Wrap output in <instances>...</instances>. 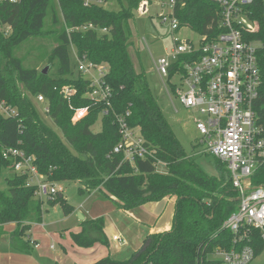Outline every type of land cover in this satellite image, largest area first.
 <instances>
[{
    "label": "trees",
    "instance_id": "16d2710c",
    "mask_svg": "<svg viewBox=\"0 0 264 264\" xmlns=\"http://www.w3.org/2000/svg\"><path fill=\"white\" fill-rule=\"evenodd\" d=\"M126 1L127 5L116 11L105 5L85 6L84 0H21L18 3L0 0V102L16 110L15 115L8 117L0 113V176L3 168L12 170V160L3 157V149L19 147L36 157L39 172L48 180L78 181L81 193L99 191L121 209L130 210L165 197L176 198L170 230L147 235L142 246L128 259L106 256L93 264H220L212 259L216 250H230L235 246L234 234L224 223L238 208L239 192L226 162L215 157L218 174H207L177 137L149 85L139 50H131L134 46L132 21L141 0ZM184 1V8L176 12L181 27L187 26L212 39L223 31L218 4L209 0ZM250 9L259 23L258 30L248 39L259 44L257 57L262 86L255 108L264 122V5L256 0ZM48 18L54 29L46 30ZM90 22L108 31L67 32V27ZM44 33H51L56 42L50 49L48 63L51 68L56 66V73L50 69L45 74V67L41 71L26 67L23 59L14 53L15 48L31 37ZM72 44L91 60L108 64L106 80L113 90L111 105L92 103L84 96L87 82L75 70ZM66 84L78 86V94L73 99L75 107L89 105L88 114L77 123H73V110L60 89H55ZM38 93L48 99L49 116L62 135L41 117L32 100ZM127 110L131 112L129 123L141 128L147 144L167 162L168 174L157 173L152 160L140 159L132 166L123 160L122 153L112 152L120 141L116 115ZM99 121L100 129L97 128ZM251 181L254 185H264V163L255 170ZM7 183V189L0 188V244L8 234L4 226L14 222L16 227L9 233L14 247L32 253L35 243L25 236L33 222L42 221L44 201L36 195V186L27 185L25 175L12 171ZM47 202L59 203L66 216L76 210L64 194ZM81 225L82 231L71 233L76 245H109L103 216L86 218ZM249 243L255 256L264 250L260 229L251 231Z\"/></svg>",
    "mask_w": 264,
    "mask_h": 264
},
{
    "label": "built area",
    "instance_id": "2783aa9c",
    "mask_svg": "<svg viewBox=\"0 0 264 264\" xmlns=\"http://www.w3.org/2000/svg\"><path fill=\"white\" fill-rule=\"evenodd\" d=\"M7 1V0H5ZM18 3L21 0H8ZM58 1V0H57ZM218 4L222 11L223 31L215 38L202 35L198 44L187 39L174 37L171 48L156 60V69L166 78V91L176 112V102L192 113L196 129L200 133L203 152L227 163L233 178V185L239 192V204L225 221L224 227L234 234V247L230 250L217 249L212 259L220 264H249L255 257L251 241V231L260 229L264 238V185H254L251 177L264 163V122L255 108L260 96L262 75L258 64V42L249 40L259 23L252 17L250 6L256 0H209ZM264 5V0H259ZM107 0H84L85 6L105 5ZM163 6L169 13L160 15L163 24H168L175 32L180 30L176 12L184 8V0H164ZM148 0H142L139 10L147 11ZM100 29L94 23L67 27V32ZM146 42V41H145ZM76 72L87 82L84 96L92 103L111 105L112 87L106 80L109 71L107 63H97L87 53L78 52L71 45ZM178 82H171L173 77ZM60 93L73 110L72 121L77 123L89 112V105L75 107L73 99L78 94V86L63 85ZM43 104V113L50 114V103L43 93L34 96ZM0 113L13 116L16 110L5 102H0ZM130 110L116 115L120 141L113 153H122L123 160L132 166L137 160H152L156 172L168 174L166 161L157 156V150L147 144L139 126H132L128 117ZM3 157L12 160L13 172L27 176V185L36 186V195L44 201L54 200L64 194L61 182L48 180L39 172L36 157L19 147L3 149ZM113 239L125 244L120 235ZM249 240V242H248ZM248 242V243H247ZM35 246L37 247V242Z\"/></svg>",
    "mask_w": 264,
    "mask_h": 264
},
{
    "label": "rangeland",
    "instance_id": "374dc122",
    "mask_svg": "<svg viewBox=\"0 0 264 264\" xmlns=\"http://www.w3.org/2000/svg\"><path fill=\"white\" fill-rule=\"evenodd\" d=\"M122 5L126 6L127 1L123 0V3L121 4L118 0H109L108 3L105 4V7L117 11L121 9ZM168 11V8L166 6H163L161 1L159 0H154L152 3H149L147 11H141L139 9L135 10V18L132 21V40L134 41V46H132L131 50L133 52L135 49L139 50V57L146 71L149 85L154 94L157 96L167 120L172 125L186 152L189 155L194 156L197 163L207 174L217 175L218 170L215 165L216 158L213 155L203 152V146L199 142L200 133L194 125L192 113L184 108L178 101L176 102V104L179 108V111H175L172 105V101L165 89L167 80L166 78L161 77L156 69V60L166 53V49L172 47L174 37L183 40L189 39L195 44H198L201 39L199 33L195 32L187 26H184L180 30L174 32L168 24H163L160 19V15L169 13ZM52 28L54 29L50 18H48L46 30H51ZM55 45L56 42L54 41V36H52L51 33H44L31 37L19 47L15 48L14 53L16 56L23 59L26 67H34L41 71L44 67L49 65L48 63L50 60V49ZM135 57L136 56L134 54V58ZM51 72H57L56 66H53L51 68ZM178 81L179 78L177 76L171 79V82ZM19 85L24 90H26V93L28 95L31 94L30 90H28L27 87L23 86L22 84ZM32 100L45 122L54 130H56L60 135H62L61 129L54 122L52 117L43 113V104L41 102H38L33 96ZM97 128H101V121H99V123L97 124ZM11 173L12 170L3 168L0 176L1 189L5 190L8 188L7 178ZM61 183L65 188L64 196L67 197L69 203L79 208V210H81V212L86 215L87 219L92 217L94 214L101 213L105 220L106 226H108L111 230L110 232H108L110 235V240L113 233H116L117 235L122 236L127 243L132 244L134 247H139L140 240L138 239L140 238L138 236V230L134 228V226H128L127 231H124V229L122 228H115L116 226L114 225V222L121 221L118 213H123V210L116 207L113 200L103 196L98 191L97 194L93 198H90L88 201L90 193H81L79 191L80 182L69 180L63 181ZM170 198L175 197L171 196ZM157 202L158 203H156V205L152 207L153 210L149 206H143V209L149 214H154L158 217H161L160 220L163 222L167 217H171V221L173 222V216L170 213L173 206H170L169 204L171 202L168 203L167 198H163ZM84 203V207H80V205ZM43 206L44 211L42 221L33 222L32 227L27 232L25 238L31 236L33 239H37L41 245L39 251L41 249L47 248V250H50V252L53 254L63 252V245H65L67 241L70 242L71 240V232L78 230V213L75 214L72 219L67 221L66 215L59 203L50 204L47 202V198H44ZM126 213L128 217L133 216V214L129 212ZM121 224H127L126 220L123 219V221H121ZM10 225L11 224L8 223L4 226L6 232L8 233L4 236L3 241L1 242L2 249L4 251H6L7 244L9 243L8 241L11 239L9 235L10 231H12ZM144 225L147 224L144 222ZM65 227H68L69 229L63 231L60 230ZM135 238H137V240ZM115 243L118 244L116 241ZM113 244L114 241L112 242V245ZM103 247L105 248V250H108L105 244L103 245ZM36 252V250H33L32 253L36 254ZM0 264H3L2 261H0ZM14 264H17V262ZM249 264H264V250L261 253L257 254Z\"/></svg>",
    "mask_w": 264,
    "mask_h": 264
},
{
    "label": "crops",
    "instance_id": "0c3cea01",
    "mask_svg": "<svg viewBox=\"0 0 264 264\" xmlns=\"http://www.w3.org/2000/svg\"><path fill=\"white\" fill-rule=\"evenodd\" d=\"M148 7V6H147ZM148 9V8H147ZM98 191H92L90 193V196L88 198V201L90 198H93ZM67 198V197H66ZM168 199V203L170 206H173L172 210L170 211L171 215L173 216L174 219V214H175V207H176V198H170V197H165ZM87 201V200H86ZM157 201L155 202H149L146 204H143L141 206L135 207L130 210H123V213L120 212L118 213V216L121 221L126 220L127 224H121V221H115L114 225L116 226L115 228L119 229H124V231H127L128 226H134L138 230V236L140 239V245L139 247H134L130 243H125L121 244L120 242L116 241L113 239L114 235H117L116 233H113L111 240H110V235L108 232H110V228L108 226L104 227V231L106 235L109 238V245H106L108 250H105L103 247L104 244L102 243H95L92 247H81L76 245L73 242V239L71 237L70 242L67 241L65 245H63V252H58L56 254H53L50 252V250L39 249L41 248L40 243L38 242L37 239H33L31 236H28V238L31 240V242H37V247H35V250L37 251L36 254L31 253V252H23L19 251L14 247L13 239L11 238L7 244L6 251L2 249V244H0V261H2L3 264H14L17 262V264H93L94 262L98 261L99 259L106 257V256H112L116 259L120 260H125L128 259L132 256V254L137 251L143 243V240L145 237L151 233L154 232H161V231H168L172 228L173 222L171 221V217H167L166 220L163 222L161 221V217H158L156 215L149 214L143 209V206H149L152 210ZM173 204V205H171ZM84 204H81L80 207H84ZM76 207V206H75ZM44 208V206H43ZM78 212H81L79 208L76 207L75 212L71 213L70 215L66 216V220L69 221L74 217L75 214ZM129 212L133 214L132 217H128L127 213ZM88 213V211H87ZM83 214V213H82ZM85 219L87 218L85 214ZM102 216L101 213L94 214L92 217L88 219H94L97 217ZM163 218V217H162ZM65 221V222H67ZM81 219L79 218V221H77V226L78 230L74 231L75 233H78L82 231V225H81ZM144 222L147 225H144ZM142 223V224H141ZM11 230L13 231L16 227V223L11 222ZM33 224V223H32ZM44 226V225H43ZM68 227L60 229L61 231L63 230H68ZM11 232V231H10ZM72 233V232H71ZM123 233V232H122ZM64 234V233H63ZM62 234V235H63ZM137 240V238H135ZM114 241V244L112 245V242ZM115 241L120 245L116 244ZM116 255V256H115Z\"/></svg>",
    "mask_w": 264,
    "mask_h": 264
},
{
    "label": "water",
    "instance_id": "95a60500",
    "mask_svg": "<svg viewBox=\"0 0 264 264\" xmlns=\"http://www.w3.org/2000/svg\"><path fill=\"white\" fill-rule=\"evenodd\" d=\"M51 69V65H48L44 68V73L47 74L49 72V70ZM78 216L81 220L85 219V216L82 214V212H78Z\"/></svg>",
    "mask_w": 264,
    "mask_h": 264
}]
</instances>
